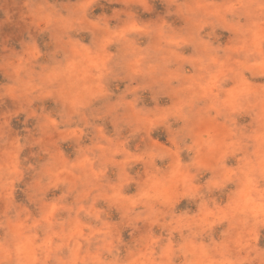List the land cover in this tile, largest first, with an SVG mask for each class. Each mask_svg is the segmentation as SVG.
<instances>
[{
    "label": "clouds",
    "instance_id": "clouds-1",
    "mask_svg": "<svg viewBox=\"0 0 264 264\" xmlns=\"http://www.w3.org/2000/svg\"><path fill=\"white\" fill-rule=\"evenodd\" d=\"M0 264H264V0H0Z\"/></svg>",
    "mask_w": 264,
    "mask_h": 264
}]
</instances>
